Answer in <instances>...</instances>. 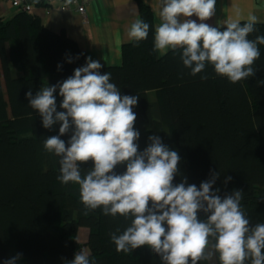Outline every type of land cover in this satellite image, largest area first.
Wrapping results in <instances>:
<instances>
[{
    "label": "trees",
    "instance_id": "16d2710c",
    "mask_svg": "<svg viewBox=\"0 0 264 264\" xmlns=\"http://www.w3.org/2000/svg\"><path fill=\"white\" fill-rule=\"evenodd\" d=\"M136 1L139 18L150 25L147 39L122 44L121 63L103 65L100 71L111 73L122 95H139L133 109L139 150L150 135H159L181 157L174 184L186 177L199 187L219 171L213 190L219 188L223 196L242 189L241 205L251 222H264V86H259L264 80V45H258L255 77L231 83L210 65L193 76L179 53L170 50L158 57L152 51L153 14ZM254 28L249 39L264 36V23ZM87 57L63 32L45 28L27 11L18 9L12 18H0V264L17 253L22 254L17 264H65L84 246L90 264H162L147 247L116 251L110 237L128 226L123 217L106 216L99 208L83 215L78 186L57 180L59 157L43 147L46 137L59 134V124L45 129L28 106L29 89L35 95L45 79L49 85L63 81L84 66ZM205 74L208 79L202 80ZM55 95L62 111V97L58 91ZM228 176L232 180L225 184ZM199 215L206 219L204 213ZM81 227L88 229L85 243L77 239ZM213 259L219 264L218 256Z\"/></svg>",
    "mask_w": 264,
    "mask_h": 264
},
{
    "label": "clouds",
    "instance_id": "9594fccd",
    "mask_svg": "<svg viewBox=\"0 0 264 264\" xmlns=\"http://www.w3.org/2000/svg\"><path fill=\"white\" fill-rule=\"evenodd\" d=\"M216 4L217 0H157L152 5L159 21L152 51L179 53L193 76L210 65L217 76L231 83L255 77L254 64L261 55L258 45H264V36L248 37L258 17L249 13L245 18L237 12L213 26L206 21L215 16ZM149 28L137 17L127 35L139 43L147 39ZM102 67L89 56L84 66L63 81L47 83L35 95L31 89L25 93L45 129L59 124V134L46 137L43 147L59 157L57 180L78 186L83 215L99 208L106 216L129 221L122 232L117 228L111 234L117 252L147 247L162 264H201L217 256L219 264H264V222H251L241 205L243 190L223 196L219 188L213 190L219 171L199 187L186 177L174 184L180 174L178 151L155 134L139 150L133 111L139 95H122L111 73L101 74ZM259 86H264V80ZM57 91L62 111L57 110ZM68 134L67 141L61 139ZM89 163L90 167H84ZM121 166L126 170L118 173ZM231 180L228 176L225 184ZM89 256L90 251L82 249L65 264H90ZM21 257L17 253L4 264H17Z\"/></svg>",
    "mask_w": 264,
    "mask_h": 264
},
{
    "label": "crops",
    "instance_id": "0c3cea01",
    "mask_svg": "<svg viewBox=\"0 0 264 264\" xmlns=\"http://www.w3.org/2000/svg\"><path fill=\"white\" fill-rule=\"evenodd\" d=\"M152 11L155 24L158 18L152 5L157 0H141ZM66 0H52L49 4L34 0L32 11L40 23L53 32H63L77 46L86 51L93 59L102 65H117L121 63V46L131 41L127 35L131 23L139 17V6L136 0H89L86 4V16L75 10L73 6L66 7ZM18 9L8 0H0V18H12ZM239 12L241 17L249 13L255 14L259 23H264V0H217L216 14L207 23L215 26L228 17H235ZM191 19H197L193 16ZM241 21H246L242 19ZM199 22V21H197ZM156 55L162 56L158 53ZM47 79L44 80L46 85Z\"/></svg>",
    "mask_w": 264,
    "mask_h": 264
},
{
    "label": "built area",
    "instance_id": "2783aa9c",
    "mask_svg": "<svg viewBox=\"0 0 264 264\" xmlns=\"http://www.w3.org/2000/svg\"><path fill=\"white\" fill-rule=\"evenodd\" d=\"M10 4L23 11L30 12L33 8L34 0H8ZM43 2L44 4H49L52 2V0H38ZM89 0H71L69 3V0H66V7L73 6L77 12H79L83 18L86 16V4ZM82 250V249H81ZM80 251V250H79Z\"/></svg>",
    "mask_w": 264,
    "mask_h": 264
},
{
    "label": "rangeland",
    "instance_id": "374dc122",
    "mask_svg": "<svg viewBox=\"0 0 264 264\" xmlns=\"http://www.w3.org/2000/svg\"><path fill=\"white\" fill-rule=\"evenodd\" d=\"M151 97H153V93H151ZM87 236H88V229L85 227H81L77 234L78 241L81 243H85L87 241ZM83 248L86 249L85 246ZM210 262L211 264H214V259L211 260Z\"/></svg>",
    "mask_w": 264,
    "mask_h": 264
}]
</instances>
